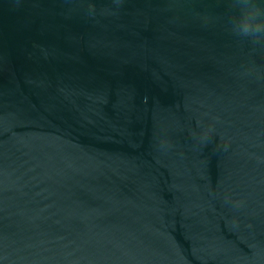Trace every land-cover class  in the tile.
Here are the masks:
<instances>
[{
  "label": "water",
  "instance_id": "water-1",
  "mask_svg": "<svg viewBox=\"0 0 264 264\" xmlns=\"http://www.w3.org/2000/svg\"><path fill=\"white\" fill-rule=\"evenodd\" d=\"M240 3L0 0V264H264Z\"/></svg>",
  "mask_w": 264,
  "mask_h": 264
},
{
  "label": "clouds",
  "instance_id": "clouds-1",
  "mask_svg": "<svg viewBox=\"0 0 264 264\" xmlns=\"http://www.w3.org/2000/svg\"><path fill=\"white\" fill-rule=\"evenodd\" d=\"M230 29L239 37L264 40V9L251 6V0H242L231 17ZM207 138V133L201 136L202 141Z\"/></svg>",
  "mask_w": 264,
  "mask_h": 264
}]
</instances>
